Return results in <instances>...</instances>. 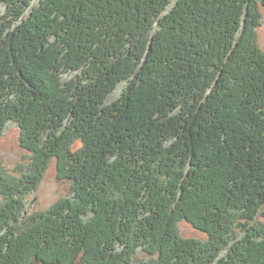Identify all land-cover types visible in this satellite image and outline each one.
<instances>
[{
	"label": "trees",
	"instance_id": "obj_1",
	"mask_svg": "<svg viewBox=\"0 0 264 264\" xmlns=\"http://www.w3.org/2000/svg\"><path fill=\"white\" fill-rule=\"evenodd\" d=\"M260 2L0 0V140L73 184L26 218L0 163V264H264Z\"/></svg>",
	"mask_w": 264,
	"mask_h": 264
},
{
	"label": "rangeland",
	"instance_id": "obj_2",
	"mask_svg": "<svg viewBox=\"0 0 264 264\" xmlns=\"http://www.w3.org/2000/svg\"><path fill=\"white\" fill-rule=\"evenodd\" d=\"M260 5L262 15V27L257 32V40L260 48L264 51V5ZM4 14V9L0 6V19ZM124 91L120 87L111 102L117 100ZM22 131L19 125L11 123L0 140V163L3 166L4 179L10 180L11 188L24 189V193L18 197V204L23 205L22 212L26 213V218L30 216L44 215L48 213L58 202L72 196L73 184L69 180H61L58 175L57 163L53 161L44 176L40 179L37 189H32V183H28L30 172L28 169L31 163V154L26 152L21 146ZM77 147H80L78 145ZM76 147V148H77ZM24 179V180H23ZM26 181V184H25ZM28 183V184H27ZM17 186V187H15ZM5 201L0 196V205ZM16 206V204H15ZM181 231L185 238L206 239V235L195 230L187 223L181 224ZM142 258H146L144 254Z\"/></svg>",
	"mask_w": 264,
	"mask_h": 264
}]
</instances>
